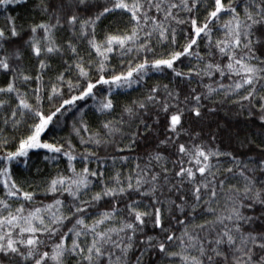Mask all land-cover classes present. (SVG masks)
I'll use <instances>...</instances> for the list:
<instances>
[{
	"label": "snow or ice",
	"instance_id": "6c2138e0",
	"mask_svg": "<svg viewBox=\"0 0 264 264\" xmlns=\"http://www.w3.org/2000/svg\"><path fill=\"white\" fill-rule=\"evenodd\" d=\"M0 264H264V0H0Z\"/></svg>",
	"mask_w": 264,
	"mask_h": 264
}]
</instances>
